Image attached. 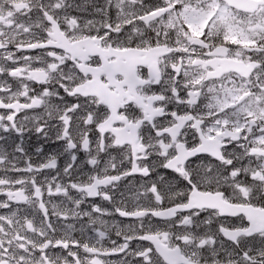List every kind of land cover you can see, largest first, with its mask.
Instances as JSON below:
<instances>
[{
  "label": "snow or ice",
  "instance_id": "1",
  "mask_svg": "<svg viewBox=\"0 0 264 264\" xmlns=\"http://www.w3.org/2000/svg\"><path fill=\"white\" fill-rule=\"evenodd\" d=\"M0 77V264H264V0H0Z\"/></svg>",
  "mask_w": 264,
  "mask_h": 264
},
{
  "label": "flooded vegetation",
  "instance_id": "2",
  "mask_svg": "<svg viewBox=\"0 0 264 264\" xmlns=\"http://www.w3.org/2000/svg\"><path fill=\"white\" fill-rule=\"evenodd\" d=\"M99 1H101V0H99ZM149 1H152V0H145V3L146 4H151ZM74 2L77 3V4H81V5L88 4L87 0H74ZM81 13H82V11H78V10H75V9L71 10V14L74 15V16H80ZM86 16L87 15H85L82 20H85ZM19 54L20 53H17V55H19ZM25 54L30 55V56L39 55L40 54V50H29ZM34 66H40L39 62H36L34 64ZM0 78H2V77H0ZM9 83H13V81L11 79H9ZM33 86L34 87H39V85H33ZM13 87H15L14 83H13ZM182 95H183V93H182ZM42 111H43L42 109H37L36 110L37 113H42ZM29 137H30V139H29ZM41 144L44 145L45 153L49 154V153L61 151L62 150L61 145L63 144V142L62 141H58V142H55V143H53V142H45V141L41 140L34 133H26L25 146H26V149L29 152V154L34 153L36 147L40 146ZM77 155H78V159L80 161H83V160L86 159V155L82 151L78 152ZM113 155H117V153L113 152ZM202 157H203L205 163H212V164L218 163L217 161H215L214 158H212L211 156H209L207 154H202ZM38 159H40V158L35 156V155H33V161H36ZM66 159H67L66 155L60 156L59 161H58L59 165L62 166ZM192 159L196 160L197 163L200 162L199 160H197V158H192ZM90 168H91L90 165L82 164V170L84 172H88L90 170ZM159 171L165 177V179L167 181H169L175 187H177V188H185L186 187V182H181L180 178L178 177V174L171 172V170H159ZM152 179L153 180L158 179V177L155 175V173H153ZM122 183H126V182H122ZM144 183H145V180L144 179H140L137 176L136 179L132 180V184L129 185V187H132V186L139 187V185H142ZM121 191H125L126 195L128 194L127 189H121ZM0 199H3V197L0 196ZM142 202L143 203H149L150 201L142 200ZM92 203L99 204L102 207H106V208H109V209H111V207H112L109 202L102 200L100 197H96V198H88L85 201V203L81 205V208L86 210V211H91L90 205ZM128 206L129 207L132 206L130 201H128ZM0 211H3V210H0ZM207 215H208V213H202L200 219L203 220ZM102 219L108 221L109 225L117 224L118 226H120L122 228H126V226L128 224H134V220L132 218L120 217L118 214H114V215H111V216H103ZM232 220H233V222H236V218H232ZM87 221H88V218L87 217H83L80 222L71 221V220L69 222L75 223L77 229H79L82 225L85 226L84 234L86 236H94L95 233L91 230V228L87 227ZM153 224L157 225V226H160V227H164L163 221H161L159 218H154ZM94 227L96 229H101L102 230V226L100 224H97ZM74 235L77 238H80L81 233H80L79 230H77L74 233ZM57 236H59V231L57 232ZM110 237H111V239H117L118 242H122V238H117L115 236L114 231L110 232ZM135 243L136 242L134 241L133 244H135ZM144 243L147 244L148 242H144ZM227 243L228 242H226V246H227ZM104 246L105 247H109L110 246V242L108 240H105L104 241ZM57 251H59V250H57ZM122 258H123V253H120V254L113 255V256L109 257V259L112 260L114 262V264H119V262H120V260ZM129 259L131 260V257H129Z\"/></svg>",
  "mask_w": 264,
  "mask_h": 264
},
{
  "label": "rangeland",
  "instance_id": "3",
  "mask_svg": "<svg viewBox=\"0 0 264 264\" xmlns=\"http://www.w3.org/2000/svg\"><path fill=\"white\" fill-rule=\"evenodd\" d=\"M149 2H150L151 4H153V3H157V2H159V0H152V1H149ZM87 3H88V5H91L89 2H87ZM110 14H111V13H110ZM85 15H87V18H85V20H88V19L98 20V19H99V17H97V16H95V15L93 14V11H92V8H91V7H88L87 11H83L79 17H81V19H83V17H84ZM111 15H112V14H111Z\"/></svg>",
  "mask_w": 264,
  "mask_h": 264
}]
</instances>
